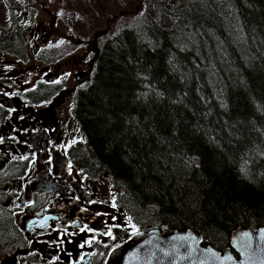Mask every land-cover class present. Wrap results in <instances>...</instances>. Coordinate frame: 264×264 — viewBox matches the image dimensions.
<instances>
[{"label": "trees", "instance_id": "obj_1", "mask_svg": "<svg viewBox=\"0 0 264 264\" xmlns=\"http://www.w3.org/2000/svg\"><path fill=\"white\" fill-rule=\"evenodd\" d=\"M97 37L75 94L81 155L147 227L230 247L264 226V0H155Z\"/></svg>", "mask_w": 264, "mask_h": 264}, {"label": "flooded vegetation", "instance_id": "obj_2", "mask_svg": "<svg viewBox=\"0 0 264 264\" xmlns=\"http://www.w3.org/2000/svg\"><path fill=\"white\" fill-rule=\"evenodd\" d=\"M13 10L11 39H0V264H106L147 226L110 174L80 153L73 108L88 49L53 62L50 29Z\"/></svg>", "mask_w": 264, "mask_h": 264}, {"label": "rangeland", "instance_id": "obj_3", "mask_svg": "<svg viewBox=\"0 0 264 264\" xmlns=\"http://www.w3.org/2000/svg\"><path fill=\"white\" fill-rule=\"evenodd\" d=\"M154 2L155 0H0V39H11L13 21L16 18L13 8L18 7L20 11L25 9L32 15L31 21L43 22L45 28L53 33L46 45L48 59L56 60L59 57L57 55H60L59 58L63 61L71 52L84 54L87 49L89 58L90 52L96 51L97 37H102L106 32H115L119 26L134 19L141 10L158 16L163 25L169 26L173 21L172 16L163 11L157 13ZM31 21L27 23L26 29ZM17 27L19 25L15 29ZM27 31L24 28L22 33L30 35L29 29ZM6 54L11 57L14 55L12 52ZM86 76L87 73L84 77ZM25 77L30 79L28 74ZM82 78L83 76H79V79Z\"/></svg>", "mask_w": 264, "mask_h": 264}, {"label": "water", "instance_id": "obj_4", "mask_svg": "<svg viewBox=\"0 0 264 264\" xmlns=\"http://www.w3.org/2000/svg\"><path fill=\"white\" fill-rule=\"evenodd\" d=\"M106 264H264V226H237L223 250L190 228H147L116 247Z\"/></svg>", "mask_w": 264, "mask_h": 264}, {"label": "snow or ice", "instance_id": "obj_5", "mask_svg": "<svg viewBox=\"0 0 264 264\" xmlns=\"http://www.w3.org/2000/svg\"><path fill=\"white\" fill-rule=\"evenodd\" d=\"M109 235H110V233H109Z\"/></svg>", "mask_w": 264, "mask_h": 264}]
</instances>
